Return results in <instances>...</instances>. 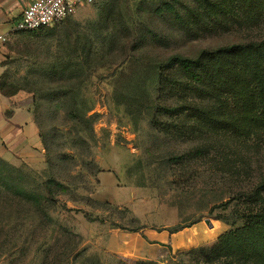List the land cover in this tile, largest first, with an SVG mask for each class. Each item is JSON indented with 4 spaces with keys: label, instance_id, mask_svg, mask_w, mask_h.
<instances>
[{
    "label": "rangeland",
    "instance_id": "1",
    "mask_svg": "<svg viewBox=\"0 0 264 264\" xmlns=\"http://www.w3.org/2000/svg\"><path fill=\"white\" fill-rule=\"evenodd\" d=\"M215 2L211 9L178 0L179 14H160L152 0H100L58 25L0 42V83L17 92L6 117L35 110L44 137L38 150L21 154L1 137L0 156L68 186L45 209L0 193V264H84L85 256L102 264H239L218 240L229 229L218 216L264 181V131L250 139L209 130L183 138L184 125L153 128L118 102L111 78L135 54L157 63L264 38V18L248 20L241 0ZM201 11L209 25L196 16ZM136 27L143 36L134 42ZM26 177L16 181L33 187Z\"/></svg>",
    "mask_w": 264,
    "mask_h": 264
},
{
    "label": "trees",
    "instance_id": "2",
    "mask_svg": "<svg viewBox=\"0 0 264 264\" xmlns=\"http://www.w3.org/2000/svg\"><path fill=\"white\" fill-rule=\"evenodd\" d=\"M193 1L198 6L211 9L217 4L215 0ZM177 3L178 0H152L153 8L160 14H179ZM238 7L248 20L264 18V0H241ZM203 12H197L196 16L209 25L211 18ZM48 27L23 32L36 33ZM135 31L134 42H137L142 39L143 30L136 27ZM148 32L162 39L153 30L148 29ZM111 78L118 102L125 104L134 118L147 119L153 128L168 131L184 125L183 130L179 126L183 138L196 137L199 132L209 130L250 139L264 131V38L204 48L196 55L176 53L157 63L135 54L123 62ZM0 91L8 98L17 94L7 92L3 82L0 83ZM33 114L37 124L35 110ZM82 119H86L85 115ZM190 120L193 123L188 124ZM39 133L44 139L40 129ZM174 158L179 160L181 156ZM26 175L32 177L33 187L16 181L19 177L23 182ZM67 189L68 186L55 176L44 178L27 163L15 166L0 156V193L7 190L45 209L52 203L57 206L56 196ZM62 206L68 208L65 203ZM225 208L226 212L218 218L229 229L219 236L220 244L239 264H249V261L264 264V181L249 192L237 194ZM85 216L91 221L102 220L86 211ZM170 230L178 232L180 226ZM84 259V264H102L98 256H85ZM114 264L130 263L119 260ZM136 264L182 263L141 260Z\"/></svg>",
    "mask_w": 264,
    "mask_h": 264
},
{
    "label": "crops",
    "instance_id": "3",
    "mask_svg": "<svg viewBox=\"0 0 264 264\" xmlns=\"http://www.w3.org/2000/svg\"><path fill=\"white\" fill-rule=\"evenodd\" d=\"M31 1L33 0H0V35L10 34ZM10 100L0 91V131L3 130L4 133L0 138L12 139L13 145L20 154L38 150L42 140L33 112L29 108L22 107L17 108L12 116L6 117V109L12 106ZM160 241L166 242V239Z\"/></svg>",
    "mask_w": 264,
    "mask_h": 264
},
{
    "label": "built area",
    "instance_id": "4",
    "mask_svg": "<svg viewBox=\"0 0 264 264\" xmlns=\"http://www.w3.org/2000/svg\"><path fill=\"white\" fill-rule=\"evenodd\" d=\"M97 0H33L24 9L10 34L0 35V42H5L16 33L36 31L54 26L72 17L81 7L92 5Z\"/></svg>",
    "mask_w": 264,
    "mask_h": 264
},
{
    "label": "water",
    "instance_id": "5",
    "mask_svg": "<svg viewBox=\"0 0 264 264\" xmlns=\"http://www.w3.org/2000/svg\"><path fill=\"white\" fill-rule=\"evenodd\" d=\"M210 222V220H208Z\"/></svg>",
    "mask_w": 264,
    "mask_h": 264
}]
</instances>
